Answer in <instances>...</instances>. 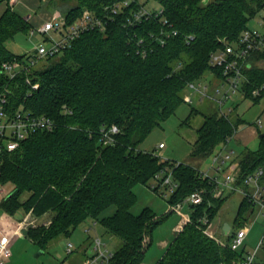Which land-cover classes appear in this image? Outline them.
<instances>
[{
	"label": "trees",
	"instance_id": "16d2710c",
	"mask_svg": "<svg viewBox=\"0 0 264 264\" xmlns=\"http://www.w3.org/2000/svg\"><path fill=\"white\" fill-rule=\"evenodd\" d=\"M111 1L77 0L63 14L71 22L84 8L99 12ZM154 1L178 31L163 46H155L142 57L138 39L156 30L157 20H143L127 28L120 15L104 32H84L61 53L40 61L34 71L39 86L30 95L22 78L20 84L9 81L1 73V65L24 56L10 52L4 43L19 32L27 33L31 25L9 5L0 14V86L8 85L12 108L23 103L34 114L47 115L57 123L53 131H36L15 150L3 153L0 164V184L13 185L0 200L2 213L51 214L48 224L24 231V236L42 250L54 239L69 237L80 223L91 219L121 240L109 264H142L152 232L165 216H156L148 207L132 214L130 208L136 201L133 187L150 182L163 167H173L177 186L168 198L169 213L194 189L210 190L208 179L200 177L194 166L175 165L139 146L187 101L184 92L188 83L210 71L219 74L209 65L210 53L222 48L224 42L237 41L249 21L264 10V0ZM251 61L244 70L241 99L258 104L264 89L257 96L253 90L264 85V51L252 55ZM62 106L70 112H63ZM237 108L238 103H232L227 114L218 107L203 114L191 157L211 156L248 123ZM197 113L200 111L191 107L187 119ZM112 125L118 129L112 134L114 142L104 143L102 131L107 132ZM257 136V147L245 146L237 158L239 181L256 168H264V132ZM226 197L208 194L200 205L189 206L191 222L175 234L155 264L241 262L244 254L230 248L231 235L224 246L197 228L200 216L214 219ZM112 206L114 211L103 215ZM250 208L251 203L242 198L235 218L237 228L245 219L239 216Z\"/></svg>",
	"mask_w": 264,
	"mask_h": 264
},
{
	"label": "built area",
	"instance_id": "2783aa9c",
	"mask_svg": "<svg viewBox=\"0 0 264 264\" xmlns=\"http://www.w3.org/2000/svg\"><path fill=\"white\" fill-rule=\"evenodd\" d=\"M120 15L124 17L122 22L127 28L136 27L143 20H157V29L149 31L146 36H141L138 39L137 44L140 46L138 52L142 57H145L155 46H163L169 38L178 34L172 23L163 15V9L148 10L140 4L139 0H113L105 4L99 12L84 8L80 16L71 22H67L65 15L55 10L50 18L28 30L29 35L40 33L46 44L39 45L35 48L34 53L2 63L1 73L6 75L9 81H14L15 84H20L17 81L20 76L22 83L27 86V95H30L31 91L39 86V82L34 80L36 78L34 71L40 61L61 53L84 32H104L107 26L115 22ZM187 38L191 39L192 36H187ZM261 51H264V15L261 16L256 26L244 29L237 41L224 42L222 48L210 53V67L219 70V74L214 72L210 74L212 78L218 80V85L212 93H207L208 85L201 79L188 83V89L198 95L199 101H203L205 97L215 101L219 111L227 114L232 110V104L229 103L233 96H243L242 85L246 80L244 70L250 65L252 55ZM262 89H264V85L255 88L253 95H259ZM9 94L10 89L7 84L0 86V164L3 153L15 150L22 140L34 132L53 131L57 127L53 118L44 114H34L25 108L23 103L12 108ZM192 101V97L187 98V102L191 103ZM62 109L63 112H70L65 106H62ZM117 132L118 129L114 125L107 132L103 130L104 143H113L112 134ZM229 142L230 138L217 152L211 155L212 163L209 170L203 172L197 169L200 177L208 179L210 190L206 187L194 189L182 201L175 204L172 210H178L183 203H187L188 206L200 205L208 194H211L213 198H220L232 192L241 193L253 207L259 211L264 210V168H256L239 181L237 160L233 159V150L227 147ZM163 147L162 142L158 143V149ZM156 149L153 153L156 152ZM173 162L175 165L179 164L177 161ZM172 169L173 167L165 166L156 172L151 178L150 187L155 190L163 188L162 194L170 195L177 186L172 178ZM5 193L7 192L3 187L0 188L1 199L6 195ZM33 222L30 220L27 222L11 221L14 227L9 232H1L0 264L9 258L13 239L32 227ZM189 222H191L190 215H184L177 230ZM213 224V220L204 214L198 218L197 228L219 242L218 236L212 229ZM246 231L245 228H240L230 234L229 245L232 250H243ZM262 247H264V234L260 237L254 250L244 255L240 264H255L256 250ZM92 248L93 255L86 257L83 264H109L113 251L107 247L106 243L99 237H95L92 240ZM66 251L67 253L72 251L71 243H67Z\"/></svg>",
	"mask_w": 264,
	"mask_h": 264
},
{
	"label": "rangeland",
	"instance_id": "374dc122",
	"mask_svg": "<svg viewBox=\"0 0 264 264\" xmlns=\"http://www.w3.org/2000/svg\"><path fill=\"white\" fill-rule=\"evenodd\" d=\"M19 0H6L0 3V9L3 6H10L14 10L15 4ZM203 1V0H202ZM209 0H204V2ZM140 4L144 5L148 10H159L160 6L154 0H139ZM24 4H27L23 1ZM77 4V0H34V6H28L29 9L25 14H30L31 21L34 20V26L39 25L46 19L50 18L51 14L58 10L62 14L68 9V7ZM264 15V10H261L256 16H254L248 23V28L257 25L261 16ZM25 18V15H21ZM26 19V18H25ZM30 26V27H34ZM41 44H46L43 36L40 33L29 35V33L19 32L14 35L13 38L8 39L4 45L6 48L14 54L34 53L35 48ZM251 61V59H250ZM252 62V61H251ZM39 62L36 68L41 64ZM211 72H207L201 78V81L208 85L207 93L213 92V89L218 85V80L212 78ZM20 80V76L17 81ZM22 81V79H21ZM186 99L192 97L191 103L185 101L182 103L175 113L168 119L155 127L146 139L140 144V149L145 151H155L158 143L162 142L164 147L156 149V154L162 158L169 160L190 164L200 171L209 170L212 163L211 156L209 157H191L190 152L192 150V144L196 139V129L203 121V114H209L217 111V103L207 97L203 101L198 100V95L187 89L184 92ZM238 103L237 112L241 117L248 121L254 122L257 116H260L264 111V98L260 100L258 104H252L249 100L241 99L240 95L233 96V99L229 104ZM194 107L199 110L200 113L192 114L188 119L190 108ZM264 120V119H262ZM241 127H239L240 129ZM259 132H264V121L259 126ZM230 143V142H229ZM258 144V136L254 137L250 142L243 145L234 140L231 141L229 147L233 149V159L237 160L241 150L246 146L249 149H255ZM223 144L220 145L222 147ZM218 147V149L220 148ZM217 149V150H218ZM217 150L215 152H217ZM214 152V153H215ZM148 181L146 184H136L133 187V192L136 195V201L131 206L130 212L134 215L139 214L143 208L148 207L158 217L165 216V218L154 228L152 232V241L145 253V262L148 258H151L149 262H156L159 257L163 255L166 248L162 247L159 241L165 240L169 242L173 239V227H175L182 220L184 215H189V206L187 203H183L178 210L174 209L169 213L170 205L168 203V196H164L162 193L163 188L157 190L150 187ZM9 193L13 185L6 183L0 184V188ZM5 193V194H7ZM243 195L239 192H232L227 194L226 199L223 201L217 215L213 219V230L218 236V244L226 245L227 235L223 232V227L219 226L220 223L228 224L231 227V232L237 228L235 225V218L237 216V208L239 202L242 200ZM1 200V195H0ZM251 207H253L251 205ZM254 208V207H253ZM114 211V207H110L104 211L103 215H110ZM258 209L251 214L247 211L241 213L239 216L241 222V228L247 230V235L244 240L243 254L252 252L257 245L260 237L264 234V211H261L257 215ZM3 213L0 211V217ZM10 216V215H9ZM50 212L44 213L39 217H34L31 213H23L22 210H18L13 216H10L8 220L27 222L34 221L32 227L39 224H48L50 219ZM185 225V224H184ZM181 229L176 230L177 234ZM14 227V226H13ZM222 231V233H221ZM230 235V234H229ZM207 236V235H206ZM95 237H99L107 247L114 251L120 244L121 240L115 236H112L99 224H93L91 219H87L80 223L76 229L71 233L69 237H59L49 242L45 249H41L38 244L25 236H18L13 239L10 246V256L4 260L2 264H83L84 257H91L94 253L92 248V240ZM212 239V238H211ZM67 243L72 244V253H67ZM84 250V254L83 251ZM258 264H264V247L260 248L254 258ZM237 264H240L237 263Z\"/></svg>",
	"mask_w": 264,
	"mask_h": 264
},
{
	"label": "crops",
	"instance_id": "0c3cea01",
	"mask_svg": "<svg viewBox=\"0 0 264 264\" xmlns=\"http://www.w3.org/2000/svg\"><path fill=\"white\" fill-rule=\"evenodd\" d=\"M23 1L24 2H26L27 4H24L23 3ZM42 1H44V2H46L47 0H42ZM28 6H31V7H33L34 6V0H19V1H17V4H15V6H14V11L15 12H17L18 14H20V15H25V18L28 20V22H29V24L30 25H32V26H34V24L36 23H34V20L33 21H31L32 19L30 18V14H25L27 11H28V9H29V7ZM6 8V6H3L1 9H0V14L3 12V10ZM27 10V11H26ZM41 24V23H40ZM262 119H264V111H262L261 112V114H260V116H257L256 117V119H255V121L254 122H248L247 124H244V125H242L241 126V128L240 129H238L235 133H234V135L232 136V138H231V140H230V143H231V141L232 140H234V141H236V142H239L240 144H243V145H245V144H247L248 142H250L254 137H256L257 135H258V132H259V126H261V124H262V121H264V120H262ZM230 143H228V145H227V147L229 148V149H231V150H233L232 148H230L229 147V144ZM233 153H234V151H233ZM240 203V202H239ZM239 206V205H238ZM237 210H238V208H237ZM252 210V211H251ZM255 211V207L252 209V208H250V211H247V213L248 214H251V213H253ZM261 211H264V210H261ZM261 211H259L258 210V213H257V215H259L260 214V212ZM10 216L8 215V214H6V213H3L2 215H1V217H0V234H1V232H9L12 228H13V224H11V221L12 220H8V218H9ZM93 224H95L94 222H93ZM179 224H180V222H179ZM179 224H177L175 227H173V232H174V234H173V237L175 236V233H176V230H177V228H178V226H179ZM220 227L222 226H224L222 223H220V225H219ZM224 232V231H223ZM221 233H222V231H221ZM226 235H228V234H231L232 232H231V227H229V229H228V231L227 232H224ZM246 235H247V231H246ZM20 236H24V232H23V234L22 235H20ZM18 237V236H17ZM172 240V239H171ZM171 240L169 241V242H167V241H165V240H161V241H159V243L161 244V246L162 247H165V248H167V246L169 245V243L171 242ZM256 247V246H255ZM148 250V249H147ZM254 250V249H253ZM259 249H257L256 250V253H257V251H258ZM82 252H84V250L82 251ZM256 253H255V255H256ZM164 254V253H163ZM162 257V256H161ZM161 257H159V259L161 258ZM85 258V257H84ZM145 258V257H144ZM255 258V257H254ZM158 259V260H159ZM145 260V259H144ZM143 260V263L142 264H155L154 262H149V260H151V258H148L147 260H146V262ZM255 262V264H258L256 261H254Z\"/></svg>",
	"mask_w": 264,
	"mask_h": 264
},
{
	"label": "water",
	"instance_id": "95a60500",
	"mask_svg": "<svg viewBox=\"0 0 264 264\" xmlns=\"http://www.w3.org/2000/svg\"><path fill=\"white\" fill-rule=\"evenodd\" d=\"M261 135H262V134H260V136H261ZM228 229H229V225H228V224H224V226H223V231H224V232H227Z\"/></svg>",
	"mask_w": 264,
	"mask_h": 264
}]
</instances>
